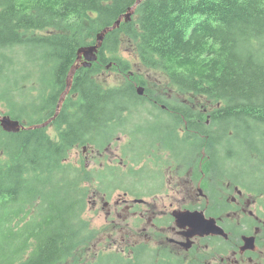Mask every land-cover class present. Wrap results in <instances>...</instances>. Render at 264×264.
<instances>
[{
	"label": "trees",
	"instance_id": "trees-1",
	"mask_svg": "<svg viewBox=\"0 0 264 264\" xmlns=\"http://www.w3.org/2000/svg\"><path fill=\"white\" fill-rule=\"evenodd\" d=\"M135 1L0 0V112L25 126L51 118L77 50L94 44ZM123 43L134 62L120 54ZM135 66L161 71L169 86L191 97L158 94ZM109 69L121 82L103 84L98 75ZM193 98L216 105L205 112ZM162 114L170 131L146 132L140 122L159 121ZM250 122L262 128L258 134L249 132ZM127 123L136 126L127 132L132 141L146 136L132 150H205L211 165L232 159L238 146L250 153L251 173L264 176V0L141 1L129 21L106 33L97 61L76 70L49 123L53 135L49 125L16 133L0 128V264H74L69 259L96 234L82 217L89 183L108 196L114 188L97 183L100 169L68 160L69 152L90 144L104 152ZM126 248L127 256L99 252L85 264H171L143 244Z\"/></svg>",
	"mask_w": 264,
	"mask_h": 264
},
{
	"label": "flooded vegetation",
	"instance_id": "flooded-vegetation-1",
	"mask_svg": "<svg viewBox=\"0 0 264 264\" xmlns=\"http://www.w3.org/2000/svg\"><path fill=\"white\" fill-rule=\"evenodd\" d=\"M185 146L190 145L187 143ZM165 151V147H161L160 151H136V154H144L140 167L144 169L143 160L146 157L159 158L164 156ZM194 154H190L188 150H171L166 157L179 166L165 167V170H175L169 175L165 170L148 166V169H155L158 174L157 177L149 176L148 179L158 180L159 186L164 174L166 183L168 180H175L174 195L167 203L160 199L161 207L156 202L152 205L142 202L144 207L138 215L147 224L143 229L142 241L147 243L152 240L148 229L154 228L159 238L156 242L159 258L171 264H264L263 173H252L255 176L254 187L242 186L237 183L235 175L226 174L222 167L223 161L219 165L216 161L209 165L207 151L201 150ZM194 157L198 159L195 167ZM255 157L257 159V155ZM124 201L126 214L135 215V206L139 204L136 197ZM187 210L202 212L204 218H213L223 232L217 230L216 234L196 233L187 239V234L192 232L191 228L178 226L174 217V213ZM244 236L253 237L254 246L244 248ZM185 242L190 243L188 249L183 245ZM134 243L136 241L130 242L131 245H135Z\"/></svg>",
	"mask_w": 264,
	"mask_h": 264
},
{
	"label": "rangeland",
	"instance_id": "rangeland-1",
	"mask_svg": "<svg viewBox=\"0 0 264 264\" xmlns=\"http://www.w3.org/2000/svg\"><path fill=\"white\" fill-rule=\"evenodd\" d=\"M120 54L124 57L132 59L134 62L135 57H133L131 46L128 43H123ZM133 71L140 73L145 76L149 84H151L152 89L158 94H162L168 98H177L181 101L191 97L190 95H181L176 91L174 87H171L167 84L166 76L159 70H151L138 66L133 67ZM98 78L101 79L105 86H112L116 82H121L122 75L119 72L113 70H106L104 74H99ZM143 95V94H142ZM195 107H202L205 112L210 110L212 106H215L211 103H207L204 99L193 98ZM197 102V103H196ZM142 109V108H141ZM164 115V116H163ZM166 114H162L164 119L159 121L154 120H145L146 113L142 110L140 111L139 118H134L133 122L137 123L138 121L142 124L144 130L148 133H151L150 130L154 128L159 129L158 131L165 132L170 131L168 125L170 122L169 118L165 117ZM162 116L160 118H162ZM150 123H155L151 125ZM162 125V126H159ZM151 125V126H150ZM136 126L131 123L119 127L112 136L106 151L98 152L93 144L87 147H74L68 155V160L72 163L78 165L79 167H85V169H94L102 173L99 174V179L97 183H107V188L112 187L109 196L105 193L98 191L95 187H91L90 197L86 209L82 213V217L88 222L89 226L96 230L94 238L79 251L76 252L75 256L69 259V263L74 264H85L91 262L95 259L99 252H112L118 251L124 255H128L127 246H130V242L136 241L135 245L140 242L145 246H148L150 250H155L157 255H159L158 246L156 243L158 237L156 236V231L154 228H149V234L152 235V240L150 242H144L143 239V229L147 224L140 218L138 215L144 207V203H139L135 206L137 211L135 215H127L126 203L124 199L133 200L136 198H143L144 201L150 205L154 202L158 204V207H161V200L166 201L171 199L174 195V179L164 181L165 175L168 173H174L175 170L170 168L165 170L167 166L178 165L176 162H170V159L166 156L171 151L170 147L166 145V151L164 156L156 157H146L143 160V164L149 167H155L157 169L165 170L164 177L161 183L160 190H148L156 188L157 184L155 181L150 182L149 176L157 177L158 174L155 169H137L139 167L141 159L144 157V154H136V149L140 145L145 144L143 134L139 133V138H134L132 141V136L127 132H135ZM260 127H255L252 122H250L249 132L258 134V130H261ZM179 130L182 131V127L179 126ZM96 129L94 133H96ZM49 134H54V126L49 125L47 128ZM243 134V131H241ZM153 134V133H152ZM168 136V135H167ZM172 140L171 138H169ZM259 139V137H258ZM173 141V140H172ZM160 142L156 143L160 147ZM151 144L146 143L145 148L149 147ZM137 146V147H136ZM133 148H136L132 150ZM242 148L236 147L232 159L223 161L222 167L228 175H235L238 179L237 183L242 186L254 187L255 176L251 173L253 168V163L250 162L249 156L250 153L241 151ZM203 154V152H200ZM161 154V152H160ZM256 156V154H255ZM199 158V154H198ZM194 159V167L197 166L198 159ZM138 164H137V163ZM221 163V159L218 161ZM134 163V164H132ZM157 164V165H156ZM113 166L114 170H109L105 167ZM125 170L129 172L126 173ZM105 171V172H102ZM224 175V173H223ZM222 175V176H223ZM229 180V179H227ZM225 180V181H227ZM224 181V182H225ZM165 182V183H164ZM171 182V183H169ZM158 189V188H157ZM126 192V193H125ZM164 207V206H163ZM147 230V227H146ZM159 235V233L157 232ZM158 238V239H157ZM124 252V253H123ZM126 252V254H125Z\"/></svg>",
	"mask_w": 264,
	"mask_h": 264
},
{
	"label": "water",
	"instance_id": "water-1",
	"mask_svg": "<svg viewBox=\"0 0 264 264\" xmlns=\"http://www.w3.org/2000/svg\"><path fill=\"white\" fill-rule=\"evenodd\" d=\"M141 1H146V0H136L135 3L128 8V11L125 12L124 14L120 15L118 17V19L111 26H107V27L103 28L100 32H98L96 34L94 44L82 46L77 50L76 63L70 68V71L66 77V90L61 95V97L58 101L57 107H56V112L51 119L47 120L43 124H39V125L34 124L31 126L25 127L17 119H13L8 115H1L0 114V126H1V128L6 132L16 133V132L20 131L21 129H25V128L29 129V128L44 127L45 125L48 124V122H50L52 119H54L55 116L57 115L58 111H59V108H60L62 101L64 100V96L69 92V88H70L72 78H73L75 71L80 66L89 67L93 61L97 60V52H98V49L100 48V46L103 42V39H104L106 33L117 28V27H119L122 20L129 21L131 19L132 14L134 13V9L136 8V6ZM137 93L139 95H142L144 93V88L142 86H139L137 88ZM174 215L176 217V224L178 226H180V227L181 226L182 227L189 226L191 228L192 232L187 234V239L196 233L203 234V233L212 232V233L216 234V233H218L219 230L221 232H223V230L215 224V220L213 218H204L202 212L187 210L184 212L180 211ZM243 240L245 243L244 248L254 246L253 237H244ZM183 245L187 249V248H189L190 243L185 242V243H183Z\"/></svg>",
	"mask_w": 264,
	"mask_h": 264
},
{
	"label": "bare ground",
	"instance_id": "bare-ground-1",
	"mask_svg": "<svg viewBox=\"0 0 264 264\" xmlns=\"http://www.w3.org/2000/svg\"><path fill=\"white\" fill-rule=\"evenodd\" d=\"M46 121H47V120H46ZM46 121H44V122H46ZM44 122H43V123H44ZM43 123H39V124H43ZM39 124H38V125H39ZM48 125H49V122H48V124L45 125L44 127H47Z\"/></svg>",
	"mask_w": 264,
	"mask_h": 264
}]
</instances>
